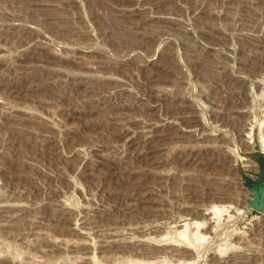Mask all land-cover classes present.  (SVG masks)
<instances>
[{"label":"rangeland","instance_id":"1","mask_svg":"<svg viewBox=\"0 0 264 264\" xmlns=\"http://www.w3.org/2000/svg\"><path fill=\"white\" fill-rule=\"evenodd\" d=\"M260 177L264 0H0V264L176 262L126 227L212 203L234 232L192 264H264Z\"/></svg>","mask_w":264,"mask_h":264},{"label":"bare ground","instance_id":"2","mask_svg":"<svg viewBox=\"0 0 264 264\" xmlns=\"http://www.w3.org/2000/svg\"><path fill=\"white\" fill-rule=\"evenodd\" d=\"M150 9V8H149ZM140 11V10H139ZM143 12V11H142ZM146 11H144L143 13H145ZM141 13V12H140ZM144 14H142V17ZM148 15V14H147ZM146 15V17H147ZM139 16V15H138ZM149 17V15H148ZM146 19V18H145ZM211 61V60H210ZM212 64V62H210ZM158 77V76H157ZM168 77V76H167ZM239 78V77H238ZM242 103V102H241ZM236 105V104H235ZM238 106V104L236 105V107ZM241 105H239L238 107L240 108ZM235 109V107H233ZM232 108V109H233ZM237 109V111H240V109ZM243 111V110H242ZM241 111V112H242ZM226 112H229V111H226ZM240 112V113H241ZM237 113V112H236ZM228 114V113H226ZM230 115V114H229ZM189 126V125H186V127ZM180 128V126H179ZM177 127V130L179 129ZM181 129V128H180ZM173 130V129H172ZM185 130V129H184ZM193 130V129H192ZM176 131V130H175ZM187 131V130H185ZM188 131H191V130H188ZM181 132H183L181 130ZM192 132V131H191ZM176 133V132H175ZM179 133V132H178ZM193 133V132H192ZM174 134V132H173ZM181 134V133H180ZM178 134V135H180ZM190 134V132H189ZM194 134V133H193ZM246 134V133H245ZM172 135V134H171ZM183 135V134H182ZM192 135V134H191ZM247 135V134H246ZM170 136V135H169ZM176 136V135H174ZM187 135H185L186 137ZM193 136V135H192ZM191 136V137H192ZM248 136V135H247ZM146 137V136H145ZM190 137V138H191ZM195 137V136H194ZM170 138V137H169ZM183 138H184V135H183ZM183 138H181L183 140ZM188 138V137H187ZM185 138V139H187ZM193 138V137H192ZM149 139V138H148ZM175 139V138H174ZM173 139V140H174ZM177 139V138H176ZM172 140V141H173ZM135 141V140H134ZM149 142V141H148ZM151 143V141H150ZM157 143V142H156ZM156 143L153 142V145L152 144H149L150 146H148L145 150H144V155H145V159L143 158V161L144 163L146 162V170L149 168H152L153 166H156L154 164L156 163H160V158L159 157V153H161L162 150H165L166 148V145L163 147H157L155 146ZM165 143V141H164ZM138 144V143H137ZM155 144V145H154ZM163 144V143H162ZM142 145V143H141ZM148 145V144H147ZM162 146V145H161ZM145 146L141 147V148H144ZM142 150V149H140ZM166 151V150H165ZM163 153V152H162ZM165 153V152H164ZM188 153V152H187ZM143 154V153H142ZM141 154V155H142ZM193 154V153H192ZM161 155V154H160ZM189 155V154H188ZM195 155V154H193ZM163 156V155H162ZM164 157V156H163ZM193 157H191L192 159ZM164 159V158H163ZM189 160V159H188ZM144 167H145V164H144ZM150 170H154L153 168L150 169ZM224 203V202H223ZM4 207V206H3ZM65 208H67V206H65ZM239 208V207H238ZM3 209H1L2 211ZM190 210V209H189ZM0 211V212H1ZM6 211V209L4 210ZM65 211V210H64ZM71 211V210H70ZM198 211V215L202 216V220H197V219H194L195 216H188V215H185V214H181V215H177V217H175L173 220L171 221H163V220H155V221H150L149 224H146V223H143V222H136V223H132L130 225H128L126 228L127 230H133V231H138V232H141V236L139 235H136V236H139L137 238H135V235L133 236L135 238V240L137 239L138 241V244L140 243L142 245V242L146 243L145 241V237L143 235L146 236V230L147 229H160L162 227H171L173 228L172 229V233L174 232L175 233V236L170 235L169 234H164L165 237H163V235L160 237H156V239L159 241H161V243H167L166 241H168V239L170 240L169 242L173 245L171 248H174L172 250H174L173 252L176 254V255H173V256H177V261L176 262H173V261H168L169 259L166 258L164 259L163 258V261L160 262V264H192L195 260L196 257H199L200 258V252L204 251H207L209 250L207 245L215 240L217 241H220L221 239H224L226 237L225 234H228V232L231 230V229H228V225L233 221V217H234V214H232V212H238L239 210L237 209L236 206L232 205L231 203H226V204H215V203H212V204H209L207 206H204V207H199L197 209ZM240 212V211H239ZM2 214V213H1ZM190 214V213H189ZM195 214V213H194ZM196 214V215H197ZM237 214V213H236ZM3 215V214H2ZM5 215V214H4ZM36 217H40V214H35ZM34 215V217H35ZM191 215V214H190ZM197 215V216H198ZM254 216V215H253ZM68 217V216H67ZM61 218V217H59ZM70 218V217H68ZM256 218V217H255ZM66 219V218H65ZM157 219V218H156ZM161 219V218H160ZM172 219V218H171ZM199 219V218H198ZM60 220V219H58ZM68 221V219H66ZM62 221V219L60 220V222ZM143 223V224H142ZM248 223V222H247ZM164 229V228H163ZM99 230H102V231H107L110 236H112V238L114 237V239H118L117 237H121L122 235V232L120 231V229L117 228V226H114V225H110V226H107V227H99ZM167 231V230H166ZM170 233V231L168 230L167 233ZM234 231L231 230V232L229 233H233ZM163 233V232H162ZM225 235V236H224ZM168 236L170 238H168ZM116 237V238H115ZM119 237V238H120ZM148 237V235H147ZM151 237V236H150ZM228 237V236H227ZM149 238V237H148ZM155 238V237H153ZM151 238V242H155V240ZM229 238V237H228ZM125 239V238H124ZM153 239V241H152ZM113 240V239H112ZM119 240V239H118ZM150 240V238L148 239ZM147 240V241H148ZM128 241V240H126ZM158 241H156L157 244H160V242L158 243ZM164 241V242H163ZM136 242V241H135ZM169 243V244H170ZM221 243V242H220ZM217 244L216 246H214V248L211 250L210 252V260H213L216 264H252V256L248 255L250 253H248L247 251H245L246 248H244L243 251H241V253H238V254H230V255H227V256H224L223 254L225 253L224 250L226 251L225 248H228L226 247L227 245H230V248H231V245L233 244H227L225 247L222 246L221 244ZM168 244V245H169ZM145 245H148V244H145ZM151 245V244H150ZM149 245V246H150ZM165 246V244H162V246ZM157 246V245H156ZM161 246V245H160ZM166 247V246H165ZM164 247V248H165ZM158 248V246L156 247V249ZM161 248V247H159ZM163 248V249H164ZM170 248V247H168ZM170 248V249H171ZM152 250V249H151ZM155 250V249H154ZM158 250V249H157ZM169 249H167L168 251ZM171 250V251H172ZM251 250V249H250ZM166 252V250H165ZM172 252V253H173ZM254 253V252H253ZM226 255V254H225ZM256 255V254H255ZM165 257V256H164ZM167 257V256H166ZM254 258V257H253ZM168 259V260H167ZM258 259V257H257ZM257 259H256V262H257ZM135 259H132L129 260L130 263L134 262ZM194 260V261H192ZM255 260V259H254ZM137 263H139L138 260H136ZM145 261V260H143ZM142 261V262H143ZM151 261H154V260H151ZM142 262H140L139 264H141ZM146 263L148 261H145ZM145 262H143L142 264H144ZM158 263V261H156ZM156 262H149L147 264H157ZM255 262V263H256ZM136 263V262H135ZM133 263V264H135ZM136 263V264H137ZM145 263V264H146ZM254 263V264H255ZM258 264V263H257Z\"/></svg>","mask_w":264,"mask_h":264},{"label":"water","instance_id":"3","mask_svg":"<svg viewBox=\"0 0 264 264\" xmlns=\"http://www.w3.org/2000/svg\"><path fill=\"white\" fill-rule=\"evenodd\" d=\"M256 191V198L254 199L252 205L257 209H264V177H260L258 185L254 189Z\"/></svg>","mask_w":264,"mask_h":264}]
</instances>
